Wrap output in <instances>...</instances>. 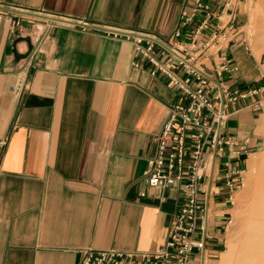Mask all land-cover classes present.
<instances>
[{
  "label": "crops",
  "instance_id": "0c3cea01",
  "mask_svg": "<svg viewBox=\"0 0 264 264\" xmlns=\"http://www.w3.org/2000/svg\"><path fill=\"white\" fill-rule=\"evenodd\" d=\"M185 1L0 0V264H77L89 248L152 252L165 243L182 198L149 189L143 174L169 107L183 99L105 30L168 41ZM43 17L75 24L46 29ZM80 21L91 28L81 30ZM243 36L204 70L245 92L264 85V51L255 39L246 51ZM249 102L233 107L225 129L233 145L210 165L203 186L210 238L189 264H220L232 215L223 173L243 169L261 143L264 107Z\"/></svg>",
  "mask_w": 264,
  "mask_h": 264
},
{
  "label": "built area",
  "instance_id": "2783aa9c",
  "mask_svg": "<svg viewBox=\"0 0 264 264\" xmlns=\"http://www.w3.org/2000/svg\"><path fill=\"white\" fill-rule=\"evenodd\" d=\"M253 1L256 0H186L178 26L168 41L131 30H105L107 36L129 42L134 56L149 65V74L166 80L183 99L169 107L168 119L154 138L155 154L143 174L149 189H175L182 200L169 236L159 249L141 252L89 248L81 251L77 264H189L201 255L210 238L205 232L203 186L210 165L233 145L232 137L225 131L227 121L235 112L233 107L243 100H250L252 109L264 107V98L258 97L264 95V85L245 92L232 89L206 72L204 62L240 33L244 34L245 50L251 53L252 36L242 30L247 23L240 24L239 14L244 5ZM43 18L46 29L75 24L62 18ZM77 25L83 31L91 28L87 22ZM132 65L142 67L138 62ZM216 76L219 78L221 72L216 71ZM222 165L227 168L229 162ZM243 172L241 169L223 173L232 206L235 191L243 186ZM160 199L165 201L164 196Z\"/></svg>",
  "mask_w": 264,
  "mask_h": 264
},
{
  "label": "rangeland",
  "instance_id": "374dc122",
  "mask_svg": "<svg viewBox=\"0 0 264 264\" xmlns=\"http://www.w3.org/2000/svg\"><path fill=\"white\" fill-rule=\"evenodd\" d=\"M247 18L245 15L242 18V24L247 21L246 30L252 39L261 46V51H264V0H256L251 2L246 7ZM261 143L255 151L249 153L247 161L244 163L243 186L237 189L233 197L232 215L225 229L222 257L220 264H232L233 250L237 240L240 238L239 223L244 219L246 210L252 200L251 185H255L260 181V178L255 177L261 170V165L256 160L264 156V118L259 123ZM258 178V179H257ZM220 259V254L217 261ZM217 263V262H216Z\"/></svg>",
  "mask_w": 264,
  "mask_h": 264
},
{
  "label": "bare ground",
  "instance_id": "6f19581e",
  "mask_svg": "<svg viewBox=\"0 0 264 264\" xmlns=\"http://www.w3.org/2000/svg\"><path fill=\"white\" fill-rule=\"evenodd\" d=\"M256 162L262 167L255 176L260 181L251 185L252 200L239 223L241 235L233 250L232 264H264V156Z\"/></svg>",
  "mask_w": 264,
  "mask_h": 264
}]
</instances>
